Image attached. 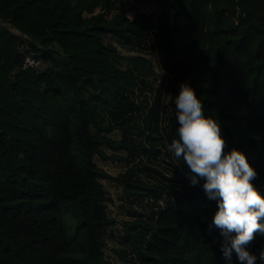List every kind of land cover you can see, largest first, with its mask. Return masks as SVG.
Here are the masks:
<instances>
[{
	"label": "trees",
	"instance_id": "obj_1",
	"mask_svg": "<svg viewBox=\"0 0 264 264\" xmlns=\"http://www.w3.org/2000/svg\"><path fill=\"white\" fill-rule=\"evenodd\" d=\"M155 1L146 12V0H0V264H112L102 250L115 224L105 180L126 201L172 198L154 223L126 224L142 230L125 233L137 264H226L203 179L190 185L183 162L179 179L166 178L152 161L167 154L176 163L167 151L175 117L163 137L135 117L127 126L103 118L134 107L128 96L157 77L147 58L123 56L103 38L141 47L155 33L172 81L197 86L225 150L245 154L264 197V0ZM27 55L42 68L22 70ZM114 130H133L142 142L113 140ZM119 151L137 163L116 176L96 164L122 162ZM247 250L259 255L264 235ZM116 254L126 260L125 250ZM231 264H240L234 253Z\"/></svg>",
	"mask_w": 264,
	"mask_h": 264
},
{
	"label": "clouds",
	"instance_id": "obj_2",
	"mask_svg": "<svg viewBox=\"0 0 264 264\" xmlns=\"http://www.w3.org/2000/svg\"><path fill=\"white\" fill-rule=\"evenodd\" d=\"M172 102L178 127L167 151L176 165L186 163L190 185L203 179L206 198L215 201L210 227L223 238L220 251L226 264H231L233 253L240 264L264 261V250L259 255L247 250L256 234L264 235V197L251 182L256 171L242 151L225 150L220 122L204 115L203 103L190 83H179Z\"/></svg>",
	"mask_w": 264,
	"mask_h": 264
},
{
	"label": "rangeland",
	"instance_id": "obj_3",
	"mask_svg": "<svg viewBox=\"0 0 264 264\" xmlns=\"http://www.w3.org/2000/svg\"><path fill=\"white\" fill-rule=\"evenodd\" d=\"M130 1L133 3V0ZM146 2V5L141 6L142 8H145L146 12H151L153 9L155 11V9L159 7V4L155 0H146ZM155 38V33L151 32L146 34L144 44H142L141 47L124 39L115 40L103 38V42L104 44H110L116 47L118 52L123 56L141 55L152 63L153 70L157 77L155 79L151 78L147 81V85H149L150 89H137L133 94L134 96H132V101L133 104H136V107H147V105H152L151 107H153L154 105V110L152 111V119L154 120L152 122V127L150 126L151 124H149L147 128L143 129L147 130V132L149 131L159 135L164 133L163 135H166L167 121L168 119L175 117L176 110L172 101L174 95L178 92V88L171 79L170 71L162 64V60L155 45ZM124 67L131 68V66L126 63L124 64ZM41 68L42 66H39L35 70H40ZM193 88L197 91V86ZM169 94H171V96ZM156 107H163V111L159 112L160 114L157 111V116L155 115ZM124 135H128V138L135 140L136 142L138 141V136L133 130L124 133ZM141 142L138 141V143ZM117 155L122 156V162H101L98 158H96L95 161L97 165L107 173L116 176L134 165V159L129 160L126 152L119 151ZM152 161L158 168V170L156 169L158 174H164L166 175V178L171 177L174 180L179 179V170L171 156L167 154L159 155L158 158ZM162 181L165 180H159L158 183H162ZM102 184L106 195L111 199V202L109 204L107 203V214L115 221V224L109 230V235L106 237V244L102 249L103 256L112 264H137V262L140 261V258L137 256L136 251L131 246L125 233L128 231H139L142 233V230L138 226H127L126 224L132 223L136 220L154 223L157 215L172 204V198H170V196L151 197L149 201H126L122 196L121 190L114 184L106 180L102 181ZM180 196L183 197V194H180ZM139 243L143 246L147 245V242L143 240H139ZM122 249L126 251V260H129L130 262H127L116 254L119 251H122Z\"/></svg>",
	"mask_w": 264,
	"mask_h": 264
},
{
	"label": "crops",
	"instance_id": "obj_4",
	"mask_svg": "<svg viewBox=\"0 0 264 264\" xmlns=\"http://www.w3.org/2000/svg\"><path fill=\"white\" fill-rule=\"evenodd\" d=\"M132 96L134 95L132 94L128 96L130 101H132ZM151 106L152 105L150 106L147 105V107H136V104H134V107H122V111H121L122 115H117L114 112L116 110H110V111L108 110V111H104L102 113V116L108 125L118 124L122 126H127L130 122L131 117H135L139 121V123L142 125L143 128H147L149 124H151L150 126L152 127L153 121H152V117L150 118V114L154 107H151ZM160 111L161 112L163 111V107H160ZM129 131L130 130H125V131L114 130L112 133L109 134V137L113 140L118 141L125 136L124 133H128ZM125 137H128V135ZM145 157H146V154L145 156H142L143 159H145ZM135 163H137V161H135L134 164ZM140 175L142 176L144 175V173L140 172Z\"/></svg>",
	"mask_w": 264,
	"mask_h": 264
},
{
	"label": "built area",
	"instance_id": "obj_5",
	"mask_svg": "<svg viewBox=\"0 0 264 264\" xmlns=\"http://www.w3.org/2000/svg\"><path fill=\"white\" fill-rule=\"evenodd\" d=\"M38 66V63L31 57V56H25L23 62H22V70H29V69H36Z\"/></svg>",
	"mask_w": 264,
	"mask_h": 264
}]
</instances>
